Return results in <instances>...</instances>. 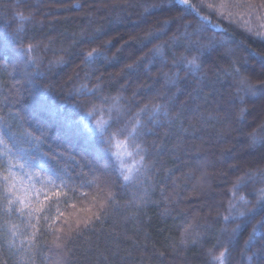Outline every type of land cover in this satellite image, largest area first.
Masks as SVG:
<instances>
[{"label":"trees","instance_id":"trees-1","mask_svg":"<svg viewBox=\"0 0 264 264\" xmlns=\"http://www.w3.org/2000/svg\"><path fill=\"white\" fill-rule=\"evenodd\" d=\"M189 2L0 0V127L21 137L43 130L40 151L69 157L60 175L75 191L65 189L59 210L72 221L89 215L92 180L115 195L101 221L67 241L66 264H218L225 248V264H264V0ZM93 49L102 55L89 62ZM193 57L199 71L187 66ZM241 78L255 94L238 91ZM117 96L128 120L145 105L168 111L143 137V183L126 184L67 126L85 105ZM46 211L50 222L57 209ZM48 222L37 223L36 264H48ZM0 264H20L5 235Z\"/></svg>","mask_w":264,"mask_h":264},{"label":"snow or ice","instance_id":"snow-or-ice-1","mask_svg":"<svg viewBox=\"0 0 264 264\" xmlns=\"http://www.w3.org/2000/svg\"><path fill=\"white\" fill-rule=\"evenodd\" d=\"M177 3L194 8L189 0H177ZM238 5H231L236 7ZM264 6V2H262ZM211 7V5H210ZM220 15L232 13L228 11L230 5L221 3L215 6ZM21 20L28 19L22 13L18 14ZM201 19H207L201 17ZM252 31V28H248ZM259 35V33H257ZM31 46H29V51ZM88 61L91 62L101 56L97 49H93L88 54ZM62 59V58H61ZM61 61L58 60L57 63ZM190 69L200 70L197 58L193 57L186 61ZM234 71L239 74L238 69ZM86 86L82 85V88ZM258 90L247 78L238 81V91L245 94H255ZM264 90V89H261ZM87 94V93H85ZM84 111L76 119L68 118L67 126L74 130L79 136L85 138L89 147L108 155L114 170L119 173V177L126 184L143 183L148 166L145 163L147 148L144 147L143 137L148 131L150 124L157 123L159 118L168 115V111L161 105H145L131 120L125 118L126 109L121 103L120 97H105L99 102H91L84 106ZM243 113V109L241 110ZM105 116L107 118H105ZM115 125V127H114ZM39 136H34L30 132H25L23 136H17L8 131L5 127H0V235L6 236V242L10 249L14 250L19 257L20 264H36L39 245L36 243V236L39 229L38 221L43 218L48 222L49 217L46 209L50 207L57 209L56 214L47 223V228L54 234V239L49 246L48 264H66V244L75 236H82L85 231L90 230L94 221H101V214H106V209L115 205V195L106 181L98 178L91 181L96 191L91 197V207L81 209L89 215L77 218L75 221L70 216L59 210L61 198L66 197L68 191H75L70 188L60 175L62 169L60 164L66 162V157L62 152L49 150L40 151L42 143L40 137L44 135L43 130H39ZM264 138V137H261ZM258 137L252 133V141L255 143ZM256 173L246 174L240 177V181L251 179ZM67 189L68 191H65ZM83 195H87L86 193ZM55 203L50 205V202ZM241 201L247 205V201L241 197ZM68 203L67 200L63 201ZM260 207H264V190H261L260 199L257 201ZM70 207L76 208L75 204ZM229 210H236L234 203L229 204ZM251 211V209H249ZM43 213V217L41 216ZM17 216L21 224L13 223L4 217ZM244 211H239V216L243 217ZM64 219L61 223L58 220ZM227 220L228 217H225ZM67 225V228L64 227ZM264 226V222L262 225ZM191 225H189V228ZM188 231V229H185ZM257 229L253 228V236ZM252 237H250L251 239ZM226 252L221 251L214 260L218 264H225ZM105 259H107L105 257Z\"/></svg>","mask_w":264,"mask_h":264},{"label":"rangeland","instance_id":"rangeland-1","mask_svg":"<svg viewBox=\"0 0 264 264\" xmlns=\"http://www.w3.org/2000/svg\"><path fill=\"white\" fill-rule=\"evenodd\" d=\"M189 3H190V2H189ZM244 201H247V200L244 199Z\"/></svg>","mask_w":264,"mask_h":264}]
</instances>
